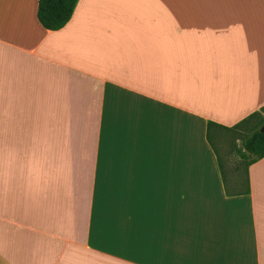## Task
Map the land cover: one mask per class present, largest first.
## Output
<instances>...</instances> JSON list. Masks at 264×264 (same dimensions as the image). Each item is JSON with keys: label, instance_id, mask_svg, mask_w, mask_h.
Listing matches in <instances>:
<instances>
[{"label": "crops", "instance_id": "0c3cea01", "mask_svg": "<svg viewBox=\"0 0 264 264\" xmlns=\"http://www.w3.org/2000/svg\"><path fill=\"white\" fill-rule=\"evenodd\" d=\"M37 6L0 0V264H264V156L211 139L264 105V0Z\"/></svg>", "mask_w": 264, "mask_h": 264}, {"label": "trees", "instance_id": "16d2710c", "mask_svg": "<svg viewBox=\"0 0 264 264\" xmlns=\"http://www.w3.org/2000/svg\"><path fill=\"white\" fill-rule=\"evenodd\" d=\"M77 0H38L37 18L40 23L49 29L62 27L70 18ZM264 123V105L261 112L255 111L242 119L231 128H223L213 122H208V127L218 129H233L237 125H248V130L241 137V148L238 150L241 157L251 155L249 162L264 156V131L260 128ZM210 135V134H209ZM248 162V163H249Z\"/></svg>", "mask_w": 264, "mask_h": 264}, {"label": "rangeland", "instance_id": "374dc122", "mask_svg": "<svg viewBox=\"0 0 264 264\" xmlns=\"http://www.w3.org/2000/svg\"><path fill=\"white\" fill-rule=\"evenodd\" d=\"M247 130L248 125L239 124L233 129H221L218 133H211V139L217 147L221 159L223 162H225V165H227V162H229L227 166H230L233 172L236 169L239 170L244 167L245 163L251 157V155H248V157L243 158L238 151L242 144L241 137L244 135V133H246Z\"/></svg>", "mask_w": 264, "mask_h": 264}, {"label": "water", "instance_id": "95a60500", "mask_svg": "<svg viewBox=\"0 0 264 264\" xmlns=\"http://www.w3.org/2000/svg\"><path fill=\"white\" fill-rule=\"evenodd\" d=\"M260 130H261V131H264V123L262 124Z\"/></svg>", "mask_w": 264, "mask_h": 264}]
</instances>
